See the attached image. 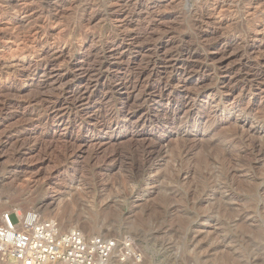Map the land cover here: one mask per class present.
I'll list each match as a JSON object with an SVG mask.
<instances>
[{
	"label": "rangeland",
	"instance_id": "1",
	"mask_svg": "<svg viewBox=\"0 0 264 264\" xmlns=\"http://www.w3.org/2000/svg\"><path fill=\"white\" fill-rule=\"evenodd\" d=\"M0 197L264 264V0H0Z\"/></svg>",
	"mask_w": 264,
	"mask_h": 264
},
{
	"label": "built area",
	"instance_id": "2",
	"mask_svg": "<svg viewBox=\"0 0 264 264\" xmlns=\"http://www.w3.org/2000/svg\"><path fill=\"white\" fill-rule=\"evenodd\" d=\"M10 214L0 223V252L13 264H110L114 249L120 245V263L141 264L143 252L131 235L121 239L87 236L80 229L60 234L56 224L35 211Z\"/></svg>",
	"mask_w": 264,
	"mask_h": 264
},
{
	"label": "bare ground",
	"instance_id": "3",
	"mask_svg": "<svg viewBox=\"0 0 264 264\" xmlns=\"http://www.w3.org/2000/svg\"><path fill=\"white\" fill-rule=\"evenodd\" d=\"M263 32V31H262ZM201 65V64H200ZM188 89V88H187ZM146 91V90H145ZM187 91V90H186ZM124 99H126V100H129V96H125L124 97ZM119 111H117V113H118ZM123 116H129L130 115V110L129 109H124L123 111ZM158 112V111H157ZM111 113V112H110ZM115 114V113H114ZM117 115V114H116ZM125 118V117H124ZM146 118V117H145ZM250 139V138H249ZM177 143V142H176ZM254 143V142H253ZM183 143H177L174 147H173V149L174 150H176V149H180L181 150V148H183ZM255 145H256V143H255ZM254 145V146H255ZM186 148V147H185ZM259 148V147H258ZM180 150H176V151H180ZM261 153V152H260ZM252 171V170H251ZM191 173V172H190ZM233 173V172H232ZM257 191V190H256ZM4 205H6V201H3V199H2V197H0V211H1V208H2V206H4ZM45 205V204H44ZM48 206V205H47ZM47 206L45 205V207L47 208ZM44 207V206H43ZM43 207H41V208H43ZM45 208V209H46ZM66 209L65 210H63V212L62 213H55V214H53V215H51V214H44V218L46 219V220H48V221H51V222H53V223H55L56 224V227H57V229H58V232L60 233V234H64V233H67V232H70V231H72L73 229H79V228H77V225H76V223L74 222V219L71 217V216H68V215H66ZM9 211L8 210H5L4 211V213H3V215H2V218H3V222H4V215L5 214H9L8 213ZM16 212L19 214V215H23V213H22V211L21 210H19V209H16ZM48 213H50V212H48ZM90 218V217H89ZM86 219V220H84L82 223H81V227L82 228H85V229H89L90 231H92V230H94L95 229V227H96V224H95V222L92 220V219ZM55 219H59V223H57L56 222V220ZM64 222V223H63ZM61 225V226H60ZM79 226V225H78ZM81 230V229H80ZM82 231V230H81ZM87 235V234H86ZM87 236H90V235H87ZM2 254V253H1ZM120 245H118L115 249H114V251H113V253H112V258H111V260H110V264H122V263H120ZM3 254H2V256L0 257V260L2 261L4 258H3ZM9 259L11 260V261H9V264H13V255H12V253H10L9 254ZM193 264H250L249 262L247 263V262H243V263H240V262H238V261H236V260H234L231 256H229V254L227 253H224V254H222V255H220V256H216V257H214V258H211L210 260H208V259H203V258H201L200 256H195V263H193Z\"/></svg>",
	"mask_w": 264,
	"mask_h": 264
}]
</instances>
